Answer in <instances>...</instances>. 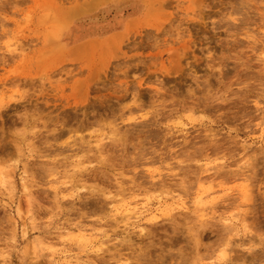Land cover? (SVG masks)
Here are the masks:
<instances>
[{
  "label": "rangeland",
  "instance_id": "374dc122",
  "mask_svg": "<svg viewBox=\"0 0 264 264\" xmlns=\"http://www.w3.org/2000/svg\"><path fill=\"white\" fill-rule=\"evenodd\" d=\"M96 1L4 0L0 44H34L18 59L0 60V91L10 96L20 83L70 123L95 109L99 126L120 135L108 149L116 171L162 173L164 183L187 177L189 212L174 213L164 228L179 231L173 246L189 241L188 264H264V3L252 0L234 24L240 0ZM62 28H71L63 38ZM223 65L231 71L216 78ZM210 77L211 87L189 95L188 85ZM41 176L35 203L25 196L0 207V249L10 257L0 264H59L65 257L52 250L62 249L61 237L95 227L92 217L106 211L96 199L83 202L86 193L57 200L68 190L53 191ZM247 189L253 197L244 201Z\"/></svg>",
  "mask_w": 264,
  "mask_h": 264
},
{
  "label": "clouds",
  "instance_id": "9594fccd",
  "mask_svg": "<svg viewBox=\"0 0 264 264\" xmlns=\"http://www.w3.org/2000/svg\"><path fill=\"white\" fill-rule=\"evenodd\" d=\"M251 3L252 0H240L239 13L230 17L234 24L243 21ZM70 31L71 28H62L61 38ZM30 44L34 42L7 47L0 44V60L7 62L26 55L24 49ZM229 71L223 65L216 70V78L222 79ZM71 74V69L64 72L65 77ZM211 78L193 81L187 86L189 95L211 87ZM45 82L42 80L41 84ZM100 120L101 114L95 109L78 111L71 123L65 116L46 112L35 102L29 88L20 83L12 85L10 96L7 91H0V207L9 202L18 204L25 196L30 206L35 203L31 191L37 175L42 174L53 191L68 190L57 200H79L80 194L86 193L83 202L96 199L106 208L102 216L92 217L95 227L82 226L77 234L61 237L62 249L52 250L65 257L59 264H98L106 257L105 264H188L184 252L189 241L173 246L180 233H169L164 228L175 222L174 213L183 219V213L189 212L184 203L190 195L187 177L164 183L162 173L141 178L140 169H132L131 174L116 171L108 149L119 146L120 135L108 125L99 126ZM86 176H96L105 183H88ZM175 176V172L170 173V177ZM145 180L149 182L147 186ZM78 225L79 221L72 227ZM9 243L16 244L15 234ZM27 251L24 250L25 255ZM9 259L8 251L0 249V262Z\"/></svg>",
  "mask_w": 264,
  "mask_h": 264
},
{
  "label": "bare ground",
  "instance_id": "6f19581e",
  "mask_svg": "<svg viewBox=\"0 0 264 264\" xmlns=\"http://www.w3.org/2000/svg\"><path fill=\"white\" fill-rule=\"evenodd\" d=\"M12 1V0H11ZM16 1V0H15ZM70 1V0H69ZM74 1V0H73ZM87 1V0H86ZM97 1H100V0H97ZM96 1V2H97ZM102 1V0H101ZM105 1V0H104ZM108 2V1H107ZM11 3V2H10ZM77 3V2H76ZM82 3V2H81ZM81 3H78V4H81ZM86 3V2H85ZM95 3V2H94ZM100 3V2H99ZM12 4V3H11ZM10 4V5H11ZM71 4V3H70ZM87 4V3H86ZM5 5H7V4H5ZM96 5H98V4H96ZM109 5V4H108ZM158 5V4H157ZM47 6V5H46ZM85 6V5H84ZM83 6V7H84ZM64 7H65V5H64ZM67 7H69V5L67 6ZM72 7V6H71ZM63 8V7H62ZM66 8V7H65ZM88 7L86 6V9H87ZM93 8V7H92ZM67 9H69V8H66L65 10H67ZM71 9V8H70ZM76 9V8H75ZM74 8H73V10H75ZM78 10H75L77 13L79 12V15L81 14V13H83V12H85V10L83 11V12H81L80 13V10H79V7L77 8ZM112 9V8H111ZM63 10V9H62ZM88 10V9H87ZM90 10V9H89ZM68 11V10H67ZM75 11L74 12H72V11H70V14H71V12L73 13V15L75 16ZM64 12H66V11H64ZM75 13V14H74ZM66 15V14H65ZM72 17V16H71ZM78 17V16H77ZM104 18V17H103ZM66 19V18H65ZM98 19V18H97ZM255 165V164H254ZM253 165V166H254ZM253 168V167H252ZM232 170V169H231ZM244 172V171H243ZM239 173V172H238ZM222 174V173H221ZM232 174V173H231ZM255 175H256V173H254ZM253 175V174H252ZM227 176V175H226ZM235 176V175H234ZM251 176V175H250ZM236 177V176H235ZM253 177V176H252ZM237 178V177H236ZM243 179V178H242ZM226 181V180H225ZM248 181V180H247ZM245 182V181H244ZM226 187V186H225ZM228 189H229V187H228ZM227 190V189H226ZM251 190V189H250ZM249 189H247V190H244L245 192L242 194V196H243V200L244 201H249V200H252V197H253V194H251V195H249V194H247V192L249 193V191H250ZM247 191V192H246ZM226 193H228V192H226ZM225 193V194H226ZM262 193V192H261ZM264 193V192H263ZM229 194V193H228ZM228 194H227V196H228ZM224 195V194H223ZM230 195V194H229ZM239 196H240V194H239ZM241 196V197H242ZM252 196V197H251ZM201 197V196H200ZM198 198V202H201V198ZM241 197H240V199H241ZM210 198V197H209ZM204 199V198H203ZM208 199V198H207ZM212 199V198H211ZM216 199H218V198H216ZM210 200V199H209ZM242 200V199H241ZM203 201V200H202ZM205 201V200H204ZM213 201H215V200H213ZM255 201V200H254ZM206 202H208V200L206 201ZM208 203H211V201L210 202H208ZM215 203V202H214ZM240 203H242V201H240ZM243 203H245V202H243ZM248 204V203H247ZM248 209V208H247ZM249 212V211H248ZM251 213H252V211H251ZM254 216V215H253ZM253 223H254V221H253Z\"/></svg>",
  "mask_w": 264,
  "mask_h": 264
}]
</instances>
